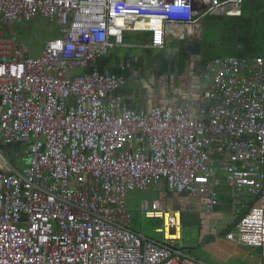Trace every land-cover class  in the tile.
<instances>
[{
  "label": "built area",
  "instance_id": "built-area-1",
  "mask_svg": "<svg viewBox=\"0 0 264 264\" xmlns=\"http://www.w3.org/2000/svg\"><path fill=\"white\" fill-rule=\"evenodd\" d=\"M242 4L0 0V264H205L176 237L180 210L143 204L162 220L157 241L132 227L126 201L165 183L212 212L223 181L252 200L225 238L264 259V56L210 57L200 94L147 112L117 94L122 76L95 67L126 31L164 49L168 36H196L206 18L238 16ZM39 16L60 36L30 57L1 24ZM12 145H25L27 163L3 156Z\"/></svg>",
  "mask_w": 264,
  "mask_h": 264
},
{
  "label": "crops",
  "instance_id": "crops-1",
  "mask_svg": "<svg viewBox=\"0 0 264 264\" xmlns=\"http://www.w3.org/2000/svg\"><path fill=\"white\" fill-rule=\"evenodd\" d=\"M260 3L264 4V0H243L241 14L238 17L243 14L244 8L249 14L255 13L256 6ZM195 37L177 32L168 36L164 49H153L146 45L149 42V33L126 31L125 44L110 48L106 54L96 59L95 67L101 73L122 76L125 79L124 86L117 94L127 107L137 108L143 112H147L154 105L176 109L189 98L200 94L205 86L200 70L206 59L212 55L206 48L204 49L201 43L202 36ZM18 47L24 48L22 45ZM15 146L17 145L5 147L4 150L8 152L7 156L13 164L20 167L25 163V159L20 163L23 155L17 156ZM17 147L25 149V145ZM144 191L158 195L157 198L152 196L140 199L139 210L144 216L142 208L145 202L152 205L157 201L168 209L180 210L181 231L177 233L180 234L177 237L182 242L185 253L205 264H228L233 249L239 244L227 240L225 233L234 230L238 217L251 205L252 200L248 195L238 193L229 183L223 181L216 188L219 203L210 212L201 201L170 192L165 183ZM127 207L131 212V207L129 205ZM153 220L161 222L162 225L161 219ZM185 226L191 228V236L187 238ZM162 240L163 236L157 241ZM243 258L246 259V255ZM261 264H264L262 249Z\"/></svg>",
  "mask_w": 264,
  "mask_h": 264
},
{
  "label": "rangeland",
  "instance_id": "rangeland-1",
  "mask_svg": "<svg viewBox=\"0 0 264 264\" xmlns=\"http://www.w3.org/2000/svg\"><path fill=\"white\" fill-rule=\"evenodd\" d=\"M211 18L208 17L205 21H210ZM203 27V26H202ZM2 31L7 36H10L14 43L18 42V45H22L24 49L27 51V54L30 57H37L41 54L46 42L50 39H53L59 35V27L55 22H50L48 19L44 17H37L31 21L23 22L20 20H15V22H8L6 24H2ZM201 29V28H200ZM199 30V34L196 35L195 38H200L202 36ZM206 37V32L204 34ZM201 43L204 47V43L201 40ZM205 49V47H204ZM207 51V50H206ZM210 55L213 57L216 56H234L233 51L229 47L221 46L217 50H210ZM207 54V53H206ZM210 56V57H212ZM81 70H77V73H80ZM20 146V145H17ZM15 146L18 151L17 154H22L24 156V152L20 147ZM20 148V149H19ZM21 150V151H20ZM8 152L3 150V156L8 158ZM2 157L0 156V161ZM25 163L29 161L26 156ZM163 191L165 189H162ZM158 197L156 193L146 192V191H135L132 192L129 197H127V205L131 207V212L133 215L132 227L138 232L143 233L145 236L155 239L161 240L163 234L158 230L161 228V222L157 220H153L152 218H146L143 214H141L139 210V201L143 197L151 198ZM191 236V228L190 226H185V238ZM235 249L232 252V258L228 264H261V249L257 247H242L236 245ZM246 255V259L243 257ZM260 260V261H259Z\"/></svg>",
  "mask_w": 264,
  "mask_h": 264
},
{
  "label": "trees",
  "instance_id": "trees-1",
  "mask_svg": "<svg viewBox=\"0 0 264 264\" xmlns=\"http://www.w3.org/2000/svg\"><path fill=\"white\" fill-rule=\"evenodd\" d=\"M209 17L210 21H204L201 39L208 53L224 46L231 48L234 56H264V4H258L255 13L249 14L244 8L239 17Z\"/></svg>",
  "mask_w": 264,
  "mask_h": 264
},
{
  "label": "bare ground",
  "instance_id": "bare-ground-1",
  "mask_svg": "<svg viewBox=\"0 0 264 264\" xmlns=\"http://www.w3.org/2000/svg\"><path fill=\"white\" fill-rule=\"evenodd\" d=\"M173 236H175V235H173ZM177 236H180V234H177L176 237H177Z\"/></svg>",
  "mask_w": 264,
  "mask_h": 264
},
{
  "label": "clouds",
  "instance_id": "clouds-1",
  "mask_svg": "<svg viewBox=\"0 0 264 264\" xmlns=\"http://www.w3.org/2000/svg\"><path fill=\"white\" fill-rule=\"evenodd\" d=\"M3 24H6V23H3ZM2 25V24H1ZM9 159V158H8Z\"/></svg>",
  "mask_w": 264,
  "mask_h": 264
},
{
  "label": "water",
  "instance_id": "water-1",
  "mask_svg": "<svg viewBox=\"0 0 264 264\" xmlns=\"http://www.w3.org/2000/svg\"><path fill=\"white\" fill-rule=\"evenodd\" d=\"M148 33V32H147Z\"/></svg>",
  "mask_w": 264,
  "mask_h": 264
}]
</instances>
